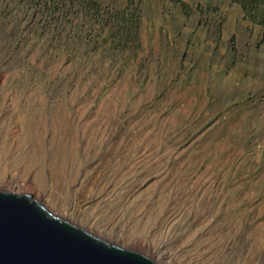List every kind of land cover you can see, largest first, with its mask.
Instances as JSON below:
<instances>
[{"label":"rangeland","instance_id":"obj_1","mask_svg":"<svg viewBox=\"0 0 264 264\" xmlns=\"http://www.w3.org/2000/svg\"><path fill=\"white\" fill-rule=\"evenodd\" d=\"M90 1L106 25L94 7L54 32L28 0H0L8 170L63 179L72 200L91 191L93 215L124 233L111 245L169 239L184 264H264V28L230 0Z\"/></svg>","mask_w":264,"mask_h":264},{"label":"water","instance_id":"obj_2","mask_svg":"<svg viewBox=\"0 0 264 264\" xmlns=\"http://www.w3.org/2000/svg\"><path fill=\"white\" fill-rule=\"evenodd\" d=\"M0 264H156L51 214L28 194L0 191Z\"/></svg>","mask_w":264,"mask_h":264},{"label":"bare ground","instance_id":"obj_3","mask_svg":"<svg viewBox=\"0 0 264 264\" xmlns=\"http://www.w3.org/2000/svg\"><path fill=\"white\" fill-rule=\"evenodd\" d=\"M12 140L13 137L10 133H7L5 137L1 138L0 170H2L3 172V179L0 181V183L2 184V187L0 188L1 192L20 195L19 193L21 191V183H25L26 181H30L33 183L35 182V185L38 186V190L36 192L40 194L38 195V198L34 197L33 199L44 206V208L49 210L53 216L83 229L101 240H103L102 237L106 236V233L108 232H113L120 238L122 237L124 233L119 227H117L116 225H114L113 227H109L108 223L98 220V217H96V215H93V208H96V206L99 205V200L98 197L92 195L91 191H88L87 195L81 198L82 201H76L75 199L72 200L69 199L68 192L73 191V188L70 187V185H67L66 188L58 185L60 181L63 182V179H60V181H53V179L50 178L49 182L45 181L43 180V177L39 178L38 175L33 174L28 168H26V165L23 166L24 172L19 176H17L18 174H13L12 171L8 170V166L12 164V160L9 159V155H11L12 152L9 151L7 145ZM13 163L16 167L15 170L21 172L19 171V167H21V164L15 162ZM96 172V180L95 183H93L94 187L98 185L100 176H102L101 174L103 172V169L99 168ZM81 186H84V184H82ZM42 200L49 204L51 209L55 210V212L48 209L42 203ZM147 232L150 233V231ZM146 236L148 237L149 234H146ZM154 242L155 241L149 243L144 238H139L135 243H133L131 249L138 253H141L156 264H184L183 261L179 259L178 248L174 247L172 240L166 239L159 243ZM116 244L117 246L119 245L118 243ZM163 258H168V260L162 263L159 259L162 260Z\"/></svg>","mask_w":264,"mask_h":264},{"label":"trees","instance_id":"obj_4","mask_svg":"<svg viewBox=\"0 0 264 264\" xmlns=\"http://www.w3.org/2000/svg\"><path fill=\"white\" fill-rule=\"evenodd\" d=\"M179 3H182L180 0H173ZM232 3L239 5L242 8L245 19H248L250 22L259 25L264 28V0H230ZM31 3L34 14L42 15L46 19L51 18L50 22L55 23L53 31L57 32L63 29L64 19L71 14L76 15L78 18H81L82 21L85 19L88 11L96 8V12L92 15L96 20L101 19V22H104L103 26L107 24V21L103 20V13H100L101 6L96 1L90 0H28ZM182 6L188 8L187 4L182 3ZM95 7V8H94ZM122 17L120 19L124 21H132L134 13H131L129 18L125 16L124 11L120 13ZM90 17V14L88 15ZM110 19V17H109ZM108 19V20H109ZM118 19L115 17V20ZM136 19V17H135ZM115 23V21H114ZM125 27H130L129 26ZM123 31L125 28H122ZM103 31L104 28H103ZM102 31V32H103ZM126 31V30H125ZM132 32V30L130 31ZM110 32H107L109 34ZM110 37V34H109Z\"/></svg>","mask_w":264,"mask_h":264}]
</instances>
